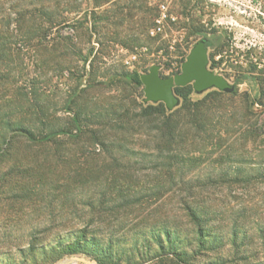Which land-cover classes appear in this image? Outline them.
<instances>
[{"label": "rangeland", "instance_id": "1", "mask_svg": "<svg viewBox=\"0 0 264 264\" xmlns=\"http://www.w3.org/2000/svg\"><path fill=\"white\" fill-rule=\"evenodd\" d=\"M137 1L140 9L124 12L110 32L75 30L83 55L104 52L91 65L77 63L82 83L91 86L80 93L72 89L76 78L44 66L31 47L0 63L11 70L7 87H0V264H62L73 257L92 264H264V0ZM148 8L158 17L139 34ZM133 40L144 45L129 47ZM199 40L209 42L208 69L233 90L197 94L183 87L172 111L181 115L171 122H192V105L203 103L207 120L241 128L223 137L219 125L220 147L215 137L170 159L155 150L157 134L147 124L116 132L111 139L120 151L62 135L42 148L21 139L24 131L74 133L86 122H161L133 118L146 105L143 85L117 76H140L152 65L162 77L179 74L183 54ZM144 41L154 42L151 50ZM67 100L75 104L65 106ZM214 100L228 104L221 120ZM184 208L194 210V223Z\"/></svg>", "mask_w": 264, "mask_h": 264}, {"label": "trees", "instance_id": "2", "mask_svg": "<svg viewBox=\"0 0 264 264\" xmlns=\"http://www.w3.org/2000/svg\"><path fill=\"white\" fill-rule=\"evenodd\" d=\"M7 2H11L8 4ZM90 4L85 10L82 8L83 4ZM138 6L136 7V5ZM136 7V8H135ZM139 1L134 2L126 0H0V63L6 62L8 59L17 58L22 53L23 48L31 47L35 56L40 59L44 58V66L51 65L55 70L59 72L68 73L69 77L77 79V84L73 89L74 94L80 93L82 88L91 87L90 84H83L82 80L84 75H78L79 71H82V67L78 66V62H82L84 65L89 62L91 65L93 61L101 59L104 55L101 50H94L83 55L82 50L78 48L77 42L74 41L75 30L85 29L87 31L88 26L93 29L96 34L103 35L105 31H109V27H119L126 17L124 12H128V17L131 10H139ZM82 15L78 18V14ZM77 15V16H76ZM80 15V14H79ZM88 16H91L90 19ZM158 17V12L154 8H148L145 17L141 19L140 26L138 28L139 34L144 31L145 26L152 20ZM71 30L74 34H61L62 30ZM104 31V32H103ZM105 34V33H104ZM100 36L99 38H101ZM98 41H100L98 39ZM147 42L148 49L151 50L154 43L153 41ZM99 44V43H98ZM101 47V44H99ZM144 43H139V40H133L129 47H142ZM162 46L156 47L161 49ZM73 57H78L75 59ZM92 57V58H91ZM187 55L183 54L182 62L185 61ZM6 60V61H5ZM0 64V65H1ZM5 66V67H4ZM0 66V87H7L6 80L10 76V68L8 64ZM4 67V68H3ZM84 70V67H83ZM77 74V75H76ZM118 79L127 80L129 83L139 85V76L135 73L118 74ZM38 83V79H33V84ZM6 85V86H5ZM96 85V84H95ZM100 84H97L99 86ZM32 87V86H31ZM95 87V86H94ZM33 88V87H32ZM5 89V88H4ZM183 87L174 89L175 93H178ZM36 110L39 108L37 104L31 103ZM69 104H75V101H66L65 106ZM203 103L193 104V110L190 115L192 122H171L174 114L180 116V111L169 112L168 114L164 110V105L159 104H140V114L133 118H145L149 116H157L162 119L161 122H86V126H79L75 132L69 130H56L47 135L40 137L35 136L30 131L21 132V139L26 140L29 145L42 148L48 143H54L60 135L66 136L65 141L72 139L73 143L81 138H85L84 143L90 145L100 146L106 151H120L123 146L117 145L115 139H111L115 136L116 132L128 134L129 131L138 126L151 125L149 128L157 134L158 142L156 143L155 150L158 153H165L169 157H176L177 153L187 154L191 149L193 151L201 150L202 147L197 148L193 146L195 142L202 143L207 140L215 139L214 146L220 147L221 136L217 127L223 128V137H227L234 129L240 131V127L236 128L233 122H212L205 118V111L207 108L202 105ZM212 109H221L222 112L218 118L224 117L225 106L222 100L213 101ZM201 106V107H200ZM210 106V107H211ZM185 109V108H184ZM39 110V109H38ZM186 111L189 112V109ZM188 112H186L188 114ZM125 114H129V110L124 111ZM245 113L241 114L244 118ZM232 118L229 115L228 120ZM220 125V126H219ZM94 127V128H93ZM245 131V129H244ZM110 139V140H109ZM72 143V144H73ZM212 143V140H211ZM202 146V145H201ZM224 150L226 148H223ZM223 150V151H224ZM224 152L231 153V151L225 150ZM175 156H172V155ZM187 216L194 223L197 215L191 208H184ZM174 228H176L174 226ZM178 230V229H177ZM171 230L166 229L164 235L167 239L171 234ZM169 242V241H168ZM160 244L161 242L158 241ZM70 254H75L70 253Z\"/></svg>", "mask_w": 264, "mask_h": 264}, {"label": "water", "instance_id": "3", "mask_svg": "<svg viewBox=\"0 0 264 264\" xmlns=\"http://www.w3.org/2000/svg\"><path fill=\"white\" fill-rule=\"evenodd\" d=\"M139 80L143 85L144 104L162 103L168 112L178 107L180 100L174 89L191 85L193 91L201 94L209 89L220 92H231L233 86L221 75L208 69L207 47L205 40L197 41L185 61L181 64V71L172 77H162L160 66H150L146 74H141ZM62 264H92L91 261L80 257L65 260Z\"/></svg>", "mask_w": 264, "mask_h": 264}, {"label": "built area", "instance_id": "4", "mask_svg": "<svg viewBox=\"0 0 264 264\" xmlns=\"http://www.w3.org/2000/svg\"><path fill=\"white\" fill-rule=\"evenodd\" d=\"M162 16H163V15H162ZM160 21H161V20H158V21H157V26H156V28H155L154 30L151 31V35H152V36L155 35V34H157V33L160 31V26H159Z\"/></svg>", "mask_w": 264, "mask_h": 264}, {"label": "flooded vegetation", "instance_id": "5", "mask_svg": "<svg viewBox=\"0 0 264 264\" xmlns=\"http://www.w3.org/2000/svg\"><path fill=\"white\" fill-rule=\"evenodd\" d=\"M205 45L207 48L209 47V42L207 40H205Z\"/></svg>", "mask_w": 264, "mask_h": 264}]
</instances>
